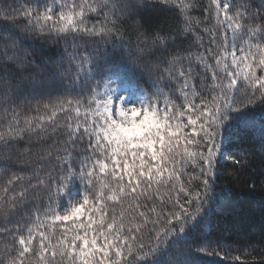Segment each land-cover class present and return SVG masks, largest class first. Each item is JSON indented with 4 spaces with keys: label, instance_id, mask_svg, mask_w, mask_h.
<instances>
[{
    "label": "snow or ice",
    "instance_id": "6c2138e0",
    "mask_svg": "<svg viewBox=\"0 0 264 264\" xmlns=\"http://www.w3.org/2000/svg\"><path fill=\"white\" fill-rule=\"evenodd\" d=\"M157 6L172 24L143 23ZM257 105L249 0H0V264H249L217 180L258 128L264 187Z\"/></svg>",
    "mask_w": 264,
    "mask_h": 264
},
{
    "label": "trees",
    "instance_id": "16d2710c",
    "mask_svg": "<svg viewBox=\"0 0 264 264\" xmlns=\"http://www.w3.org/2000/svg\"><path fill=\"white\" fill-rule=\"evenodd\" d=\"M11 3L12 0H5ZM207 3V0H204ZM253 10L264 7V0H249ZM163 6L148 9L143 14V23L146 26H158L164 24L166 27L174 22L173 16L163 11ZM193 12V15H199ZM122 72H127V68H121ZM264 106L257 105L252 111L259 114ZM261 136L257 130L251 132L244 138L245 146H253L255 156L247 171L237 172L230 161L220 162L218 185H227L233 192L237 193L242 204V215L224 225L228 229L223 235L230 237L227 243L234 251L231 255H241L249 264H261L264 261V187L261 186L256 169L260 166ZM239 176V179H237ZM256 183V189L251 192L250 186ZM225 264H230L226 261Z\"/></svg>",
    "mask_w": 264,
    "mask_h": 264
}]
</instances>
